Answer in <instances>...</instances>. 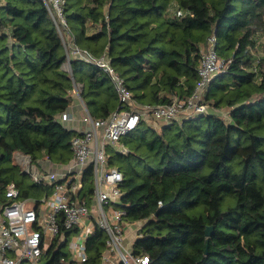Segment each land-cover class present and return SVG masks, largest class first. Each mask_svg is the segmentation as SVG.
<instances>
[{
  "label": "trees",
  "instance_id": "obj_1",
  "mask_svg": "<svg viewBox=\"0 0 264 264\" xmlns=\"http://www.w3.org/2000/svg\"><path fill=\"white\" fill-rule=\"evenodd\" d=\"M64 13L60 35L42 0H0V202L9 182L21 198L50 192L20 179L12 155L70 161L78 133L61 114L75 86L94 118L119 106L108 74L67 52L71 35L108 56L138 103L154 105L193 93L214 35L225 68L202 96L211 109L180 122L142 120L121 137L127 153L106 149L108 165L123 173L115 207L125 222L144 221L132 254L147 255V264H264V57L254 56L264 0H64ZM223 108L227 118L215 112ZM92 190L87 168L77 198L90 203ZM105 240L95 228L86 260L68 263L66 244L54 242L41 264H102Z\"/></svg>",
  "mask_w": 264,
  "mask_h": 264
},
{
  "label": "built area",
  "instance_id": "obj_2",
  "mask_svg": "<svg viewBox=\"0 0 264 264\" xmlns=\"http://www.w3.org/2000/svg\"><path fill=\"white\" fill-rule=\"evenodd\" d=\"M46 5L60 35L67 30L64 0H42ZM172 11L180 16L182 9ZM173 13V14H174ZM65 46L69 54L95 65L106 72L114 86L119 106L106 118H94L88 112L79 95V85L74 95L82 104V120L86 128L70 140L72 156L69 162L53 164L41 158L43 170L33 165L27 154L15 152L18 163L25 172L32 175L36 183L44 181L51 186L42 198H21L18 187L9 182L5 188L6 202H0V264H41V256L51 244L60 247L66 244L68 258L61 262H83L87 258L86 241L99 228L106 234V248L102 253V264H147V255L134 256L132 244H125V211L115 207L120 202L124 190L121 188L122 171L108 165L107 147L127 153L121 137L133 131L142 120H163L164 122L190 119L207 113L211 108L203 102L202 96L211 79L225 68V63L215 50V36L207 39L200 64L197 69L198 81L193 93L187 98L173 97L166 104H141L126 87L106 54L95 57L89 51L77 46L74 37ZM69 64V62H67ZM70 71V68L67 69ZM62 120L70 118L67 111ZM89 168L93 178L90 203L77 198L82 188L84 171Z\"/></svg>",
  "mask_w": 264,
  "mask_h": 264
},
{
  "label": "rangeland",
  "instance_id": "obj_3",
  "mask_svg": "<svg viewBox=\"0 0 264 264\" xmlns=\"http://www.w3.org/2000/svg\"><path fill=\"white\" fill-rule=\"evenodd\" d=\"M258 49L255 53L254 56H257V58L259 57H264V38H260L258 40ZM63 68L64 69H69L70 66L69 64L65 63L63 64ZM216 113L220 114L221 116H223L224 118H227V109H220V110H215ZM155 127L157 126V124L152 123ZM108 149H111V147H107ZM17 158L12 156V163L16 164L19 166L20 168V172L23 173L22 176H20V179H22L25 183L29 184V183H35V181L32 178V175L29 172H25L24 171V167L22 165H20L18 163V161L16 160ZM41 159V158H40ZM38 159L37 161L34 160L33 161V165L35 166V168H37L40 172H42L43 170V163H40ZM47 183L44 181L42 183V185L40 186L41 188H46L47 187ZM44 196V193H41L40 195H38V197L36 196H30L31 199H39L42 198ZM144 221H136V222H127V224L125 225V231H126V238L129 240H132V238L134 237V235L136 234V231L143 225ZM64 249L67 250L68 246H64Z\"/></svg>",
  "mask_w": 264,
  "mask_h": 264
},
{
  "label": "crops",
  "instance_id": "obj_4",
  "mask_svg": "<svg viewBox=\"0 0 264 264\" xmlns=\"http://www.w3.org/2000/svg\"><path fill=\"white\" fill-rule=\"evenodd\" d=\"M68 113L70 118L64 121V123L69 129L76 132H80L86 128V124L82 120V115H83L82 104L78 99V97H76L75 95H74V100L69 107ZM130 242H132V240L129 241L128 239L125 240V244H130Z\"/></svg>",
  "mask_w": 264,
  "mask_h": 264
},
{
  "label": "water",
  "instance_id": "obj_5",
  "mask_svg": "<svg viewBox=\"0 0 264 264\" xmlns=\"http://www.w3.org/2000/svg\"><path fill=\"white\" fill-rule=\"evenodd\" d=\"M212 226L211 225H208L206 228H205V234L207 236L211 235L212 234Z\"/></svg>",
  "mask_w": 264,
  "mask_h": 264
}]
</instances>
